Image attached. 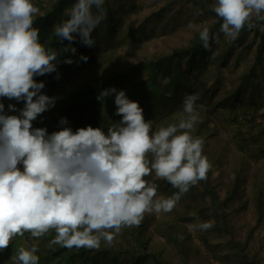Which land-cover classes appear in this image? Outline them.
<instances>
[{"label":"clouds","instance_id":"obj_1","mask_svg":"<svg viewBox=\"0 0 264 264\" xmlns=\"http://www.w3.org/2000/svg\"><path fill=\"white\" fill-rule=\"evenodd\" d=\"M104 4L75 0L67 18L53 25V35L68 41L63 53L76 54L77 37L89 48L95 45L92 33L105 19ZM211 10L222 20L219 31L231 40L245 27H257L254 21L264 22V0H215ZM39 13L32 0H0V101L23 102L20 109L7 106L8 113L18 114L6 113L0 102V252L14 237L42 238L50 230H55L51 245L98 250L104 242L110 247L123 229L139 227L146 213L172 212L191 187L207 180L213 165L204 154V139L193 135L198 97L185 95L178 120L153 131L139 102L110 87L97 100L115 94V115L121 119L106 130L91 125L73 130L67 118L51 133L34 127L57 100L42 91L45 83L36 77L57 72L61 54L40 42L34 27ZM199 39L206 51L217 42L207 26L199 30ZM63 62L74 63L71 58ZM153 174L177 191L158 196V184L145 179ZM197 221L190 230L214 226ZM37 251L36 245L20 246L11 259L39 264Z\"/></svg>","mask_w":264,"mask_h":264},{"label":"rangeland","instance_id":"obj_2","mask_svg":"<svg viewBox=\"0 0 264 264\" xmlns=\"http://www.w3.org/2000/svg\"><path fill=\"white\" fill-rule=\"evenodd\" d=\"M54 1L32 0L40 9L38 15L52 14L51 18L58 16L53 12ZM106 1L115 22L114 34L107 42L101 40L99 47L97 44L95 63L88 71L78 74L73 88L81 87L91 78L107 76L111 71L124 72L132 64L148 59L155 61L175 49L185 48L203 26H211L216 19L199 6V1L213 6L215 0ZM69 8L61 10V14ZM107 18L105 10V19L97 26L98 35H107L103 25ZM215 37L217 42L207 51L208 69L198 76L205 86L196 82V88H191L196 96L201 95L204 88L209 90L203 99L210 104L197 105L199 120L193 135L204 139L203 151L213 167L207 180L191 187L172 212L146 213L142 221L144 228L139 233L141 241L146 242V249L160 254L161 264H252L254 260L264 264V58L262 67L257 69L256 85L244 90L238 100L228 101L242 75L254 63L258 40L253 41L252 32L247 34L242 43L236 45L228 64L217 69L212 61L221 55L230 39L219 30ZM148 75L149 70L143 73V77ZM158 78L163 80L161 76ZM211 89L214 93L210 96ZM110 106L101 122L105 130L121 119L115 115V103ZM181 111L182 108L178 109L164 121H147L154 131L162 124L176 122ZM33 126L38 127L34 122ZM145 179L158 184V196L167 197L177 191L154 174ZM162 182L165 184L161 185ZM260 196L263 198L261 215ZM192 212L196 217L189 215ZM197 217L200 222L210 221L214 226L207 231L190 230L189 226L198 222ZM138 231L139 227L125 228L112 246L102 242L98 250L105 248L118 253V260L113 264H130L129 253L142 251L141 242L134 237ZM181 235L183 240L179 239ZM54 236L55 230H50L42 238H33L29 233L14 237L0 255L1 263L15 264L11 257L20 246L36 245L38 250L56 248L59 245L50 244ZM127 249L130 252H126ZM50 264L68 263L57 258ZM140 264L158 263L151 259Z\"/></svg>","mask_w":264,"mask_h":264},{"label":"trees","instance_id":"obj_3","mask_svg":"<svg viewBox=\"0 0 264 264\" xmlns=\"http://www.w3.org/2000/svg\"><path fill=\"white\" fill-rule=\"evenodd\" d=\"M109 2V1H108ZM195 4L198 1H193ZM75 3V0H55L53 3V12L58 16L51 18V15H37L34 21V27L39 29L40 42L46 47L55 49L58 53L56 61L57 72L46 74L44 76L36 77L37 81H43L45 88L42 90L48 96L57 97L54 107H51L48 111L44 112L37 118L34 123L38 127L47 128L48 132L59 130V121L61 118H67L68 126L73 130L80 127H101L102 119L105 117L104 113L114 103L115 94L106 97L102 101L97 100L99 93L107 88L114 87L117 90H124L129 99L139 102L140 106L144 110V117L147 120H167L178 109L183 107V98L187 94H193L191 90L196 88V82L205 86V83L198 79L199 72H204L208 69L210 59L207 56V51L202 47V42L199 39V34L193 38L189 46L185 48H178L172 51V53L161 56L157 60L148 59L140 63L132 64L126 71H111L107 76L100 78H91L88 82L83 84L79 88H73V82L80 72L88 71L90 67L95 63V56L97 54V44L101 40L107 42L111 37L115 22L112 19L111 9L108 8L107 1L104 4V8L107 12V21L103 23L107 35L97 33V28L93 31L92 37L95 40V45L91 48L77 42L73 43V47L76 48V54L63 53L62 49L68 44V41L61 42L59 38L53 35V25L58 23L61 19L67 17L61 14V10L67 7H71ZM199 6L204 12L216 16L211 10L210 4L199 1ZM214 23L209 26L210 35L216 34L220 29L222 20L219 17H215ZM257 27L249 30L245 27L240 33L237 39L231 40L222 49L221 55L216 56L212 62L217 64V69L226 66L231 58L233 50L236 45L242 43L247 34L253 33V41L258 40L257 52L254 63L248 72L242 75L241 82L231 95L228 101L233 99L238 100L242 92L250 87L256 85L258 81L257 69L262 67L264 58V31L261 30L264 27V22L254 21ZM99 36V37H98ZM100 39V41H99ZM98 44V47L99 45ZM212 47V45H211ZM81 55L88 57L87 62L79 60ZM186 57V59H185ZM67 58H71L74 63L66 64L63 61ZM149 70V75L143 77V73ZM264 74V71H263ZM59 75V79H57ZM159 76L163 80H159ZM198 79V81H196ZM209 92L204 88L201 95H197L196 106L202 103L209 105L210 102L205 103L203 97ZM168 93H171L169 96ZM214 93L211 89L210 96ZM209 96V97H210ZM211 98V97H210ZM5 104V112L8 113L7 106L9 104H16L17 109L23 107V102L17 103L15 100L3 99ZM116 112V107L114 108ZM18 114V113H8ZM48 116V119L45 118ZM166 118V119H165ZM162 182L161 185H164ZM260 215L261 206L263 204V198L259 197ZM217 228V224H215ZM214 227V228H215ZM144 228V224L141 223L139 231L134 237L141 242L142 251L130 252L129 262L130 264H140L148 260H154L156 263L161 264V258L159 253H150L146 249V242L141 241L139 233L141 234ZM213 228V230H214ZM175 240V238H174ZM176 241H178L176 239ZM182 243V241H181ZM4 252V251H2ZM0 252V255L2 254ZM39 256V264H50L57 258L65 260L68 264H101L102 261L107 260L105 264H113L118 260V253H113L111 250L105 248L98 250L86 248H64L57 246L56 248H42L36 253ZM186 255L188 253H185ZM2 257H0V264ZM252 264H259L257 261H253Z\"/></svg>","mask_w":264,"mask_h":264}]
</instances>
